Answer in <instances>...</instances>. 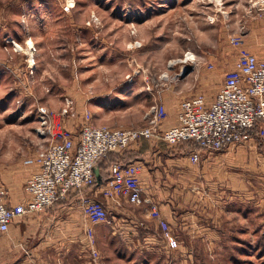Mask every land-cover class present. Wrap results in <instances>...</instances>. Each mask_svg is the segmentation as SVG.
Wrapping results in <instances>:
<instances>
[{
    "label": "rangeland",
    "instance_id": "obj_1",
    "mask_svg": "<svg viewBox=\"0 0 264 264\" xmlns=\"http://www.w3.org/2000/svg\"><path fill=\"white\" fill-rule=\"evenodd\" d=\"M234 35L240 45L231 43ZM243 51L264 59V0H0V185L9 199L21 196L50 147L51 136L39 133L42 109L62 115L69 128L88 112L98 126L143 127L158 102L169 113L183 99L205 98L201 76L224 75ZM187 66L194 70L184 76ZM254 144L263 151L257 136ZM197 150L198 160L188 150L194 163L206 153ZM74 192L81 196L67 197ZM222 195L226 250L212 264H264V236L258 259L250 242L241 260L232 250L250 240L240 230L249 224L233 209L248 194ZM106 226L100 241L109 244Z\"/></svg>",
    "mask_w": 264,
    "mask_h": 264
},
{
    "label": "crops",
    "instance_id": "obj_2",
    "mask_svg": "<svg viewBox=\"0 0 264 264\" xmlns=\"http://www.w3.org/2000/svg\"><path fill=\"white\" fill-rule=\"evenodd\" d=\"M208 73L207 77L201 76L203 88L199 89L210 105L225 73L218 74L213 81ZM178 107L169 111L163 128L178 124ZM83 120L77 118L79 125H70V129L79 130ZM125 151L130 162L139 165L146 201L135 205L126 196L106 197L103 190L108 170L103 169L101 182L85 192L111 210L106 221L92 223L79 204L80 194L74 192L45 211L15 219L7 233H0V264H212L220 260L214 254L226 250L228 231L218 222L227 210L228 201L220 200L227 189L240 197L248 194L233 209L249 224L240 230L249 231L250 240H237L232 250H239L237 258L241 260L245 253L243 243L250 242V254L256 253V259L260 257L264 181L259 179L260 171L264 173V150L260 151L254 140L220 152L206 150L199 163L192 161L187 147L168 145L160 138L134 143ZM125 151L115 152L114 158L126 156ZM20 187L22 195L10 197V204L22 198L24 189ZM154 207L160 210V218L152 215ZM161 220L167 223V232ZM105 225L109 244L100 241V230ZM90 227L93 242L87 233ZM169 237L178 240L176 248L169 246Z\"/></svg>",
    "mask_w": 264,
    "mask_h": 264
},
{
    "label": "built area",
    "instance_id": "obj_3",
    "mask_svg": "<svg viewBox=\"0 0 264 264\" xmlns=\"http://www.w3.org/2000/svg\"><path fill=\"white\" fill-rule=\"evenodd\" d=\"M241 42L240 36H232L231 43ZM41 112L44 128L39 133L50 135L51 144L37 159V170L26 181L20 201L10 204L8 190L0 185L1 234L9 231L15 219L45 211L72 191L82 192L81 207L92 223L105 221L109 214L106 205L87 193L97 181L98 163L110 152L125 151L145 139L160 138L170 145L194 141L201 149L220 152L232 145L251 144L256 139L252 129L259 122L257 137L264 147V59L250 51L240 53L235 66L225 72L213 102L208 105L202 95L183 99L178 124L168 128L162 126L168 118L162 102L153 106L148 123L139 128L98 126L90 121L92 115L88 112L78 135L67 127L62 115L46 109ZM192 154L194 160L200 158L198 150ZM103 193L106 197L126 196L133 204L146 201L139 165L113 163ZM152 215L160 218V210L154 207ZM161 224L167 232V223L161 220ZM87 233L93 242V229L88 228ZM168 239L171 248L178 246L176 238Z\"/></svg>",
    "mask_w": 264,
    "mask_h": 264
},
{
    "label": "trees",
    "instance_id": "obj_4",
    "mask_svg": "<svg viewBox=\"0 0 264 264\" xmlns=\"http://www.w3.org/2000/svg\"><path fill=\"white\" fill-rule=\"evenodd\" d=\"M259 124L260 123L258 122L255 125V127L252 129V133L254 134V136H258ZM180 145L186 146L187 150H189V151H192L193 149L194 150L201 149L200 145L196 144L194 141H184V142H181ZM261 146L263 147V145H261ZM263 150H264V147H263ZM115 152H117V151L110 152L107 156H105L104 158H102L99 161V163H98L99 168L98 167L97 168L99 169L100 181L98 180V177H97V181H96L97 184L99 182H101V180H102V175H101L100 171H103V169L108 170L107 175H108V179H109V169L113 163H115V162L130 163V159L127 158V152L126 151L124 152V155L126 153V156H123V157L120 156L119 158H114ZM96 176H97V174H96ZM96 183L92 186V188L97 185ZM58 202H60V201H58Z\"/></svg>",
    "mask_w": 264,
    "mask_h": 264
},
{
    "label": "water",
    "instance_id": "obj_5",
    "mask_svg": "<svg viewBox=\"0 0 264 264\" xmlns=\"http://www.w3.org/2000/svg\"><path fill=\"white\" fill-rule=\"evenodd\" d=\"M194 70V67H190V66H187L185 67L184 71H183V75L186 76L187 74H189L190 72H192ZM96 174H97V177H98V180L100 181V175H99V169L96 168Z\"/></svg>",
    "mask_w": 264,
    "mask_h": 264
},
{
    "label": "bare ground",
    "instance_id": "obj_6",
    "mask_svg": "<svg viewBox=\"0 0 264 264\" xmlns=\"http://www.w3.org/2000/svg\"><path fill=\"white\" fill-rule=\"evenodd\" d=\"M188 57H191V59L193 58V56L192 55H190V54H188L187 56H186V59L184 60H182V59H180V60H178V61H176V62H182V61H185L186 62V60L188 59ZM176 62H172V64H176Z\"/></svg>",
    "mask_w": 264,
    "mask_h": 264
}]
</instances>
